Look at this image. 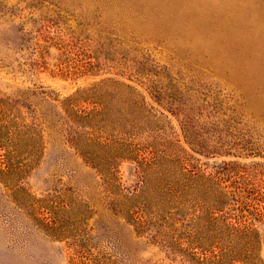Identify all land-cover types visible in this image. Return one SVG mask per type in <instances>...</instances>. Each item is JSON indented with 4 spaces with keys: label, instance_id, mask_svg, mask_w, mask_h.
Segmentation results:
<instances>
[{
    "label": "rangeland",
    "instance_id": "obj_1",
    "mask_svg": "<svg viewBox=\"0 0 264 264\" xmlns=\"http://www.w3.org/2000/svg\"><path fill=\"white\" fill-rule=\"evenodd\" d=\"M108 78L144 96L119 132L140 154L176 153L205 173L222 165L227 184L264 190V0H0L1 119L40 132L15 181L31 196L0 175V264H184L167 212L150 207L137 224L122 209L134 159L108 177L74 142L82 128L64 99ZM37 198L58 223L28 205Z\"/></svg>",
    "mask_w": 264,
    "mask_h": 264
},
{
    "label": "trees",
    "instance_id": "obj_2",
    "mask_svg": "<svg viewBox=\"0 0 264 264\" xmlns=\"http://www.w3.org/2000/svg\"><path fill=\"white\" fill-rule=\"evenodd\" d=\"M145 105L136 88L112 78L80 89L63 101L69 118L82 128L74 138L77 148L108 177L118 159H134L137 187L125 196L128 201L122 209L137 224L143 222L139 214L146 215L150 207L158 214L167 212V241L184 264H264V190L238 179L227 184L222 165L214 173H205L176 153L153 148L140 154L119 132L126 135L135 126L136 117L125 108L137 111ZM3 113L0 110V145L6 165L0 175L21 199H27L31 195L15 181L35 159L40 132L27 122H3ZM28 205L48 210L51 220L59 222L55 206L47 199L37 198Z\"/></svg>",
    "mask_w": 264,
    "mask_h": 264
}]
</instances>
